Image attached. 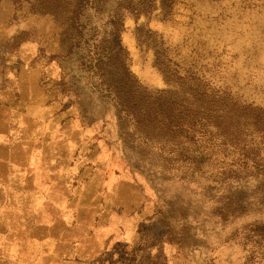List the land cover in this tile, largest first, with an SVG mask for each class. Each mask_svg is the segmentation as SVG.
Returning <instances> with one entry per match:
<instances>
[{"label":"rangeland","instance_id":"1","mask_svg":"<svg viewBox=\"0 0 264 264\" xmlns=\"http://www.w3.org/2000/svg\"><path fill=\"white\" fill-rule=\"evenodd\" d=\"M120 1L107 0L106 10ZM173 1L168 17L158 1L149 16L135 21L127 15L121 40L129 70L143 86L184 94L186 76L187 84L199 81L232 105L222 106L234 123L226 138H214L213 161L193 170L177 153L128 136L114 108L91 93L74 57L50 61L58 80L49 90L73 108L51 153L63 165L72 160L73 168L78 161L72 176L107 181L99 192L110 187L114 213L135 228L127 260L141 253L151 264H264V238L255 232L264 226V0ZM1 3L10 6L11 23L19 27L13 49L36 47L49 60L74 44L63 34L65 13L43 14L39 0ZM63 165L61 176L70 172ZM83 213L79 234L98 219L93 211Z\"/></svg>","mask_w":264,"mask_h":264},{"label":"crops","instance_id":"2","mask_svg":"<svg viewBox=\"0 0 264 264\" xmlns=\"http://www.w3.org/2000/svg\"><path fill=\"white\" fill-rule=\"evenodd\" d=\"M4 5L0 4V264H151L141 260V253L137 260L126 259L135 228L114 213L111 188L99 192L107 181L94 175L72 176L78 161L73 168L72 160L63 165L51 153L73 108L63 107L65 102L49 90L58 80L50 60L40 57L36 47L13 49L19 27L11 23L10 6ZM83 163L81 168L90 169ZM62 165L69 174H59ZM80 210L83 217L93 211L98 219L79 234V225H84Z\"/></svg>","mask_w":264,"mask_h":264},{"label":"trees","instance_id":"3","mask_svg":"<svg viewBox=\"0 0 264 264\" xmlns=\"http://www.w3.org/2000/svg\"><path fill=\"white\" fill-rule=\"evenodd\" d=\"M106 1L39 0L43 14L67 15L63 34L75 40L64 56H52L49 60L74 57L78 70L91 83V93L114 108L121 129L128 136H135L144 146H156L167 155L177 153L193 170L207 166L217 152L214 138H226L231 133V110L225 112L222 106L232 105L226 106L225 99L204 90L199 81L187 84L186 76L184 94L177 89L150 90L143 86L129 70L128 53L121 40L127 15L135 21L142 15L149 16L158 1L168 17L174 1L121 0L108 11ZM59 66L64 75L62 64ZM62 75L60 85L64 84ZM255 232L264 238V226L257 227Z\"/></svg>","mask_w":264,"mask_h":264}]
</instances>
